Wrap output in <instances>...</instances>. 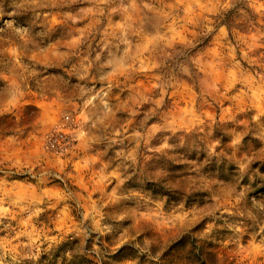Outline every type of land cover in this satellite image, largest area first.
Masks as SVG:
<instances>
[{
  "label": "clouds",
  "instance_id": "clouds-1",
  "mask_svg": "<svg viewBox=\"0 0 264 264\" xmlns=\"http://www.w3.org/2000/svg\"><path fill=\"white\" fill-rule=\"evenodd\" d=\"M0 264H264V0H0Z\"/></svg>",
  "mask_w": 264,
  "mask_h": 264
},
{
  "label": "rangeland",
  "instance_id": "rangeland-1",
  "mask_svg": "<svg viewBox=\"0 0 264 264\" xmlns=\"http://www.w3.org/2000/svg\"><path fill=\"white\" fill-rule=\"evenodd\" d=\"M181 244H183V241L181 242Z\"/></svg>",
  "mask_w": 264,
  "mask_h": 264
}]
</instances>
